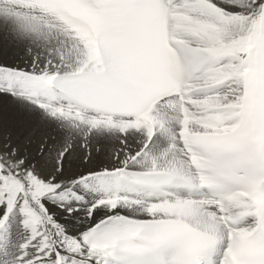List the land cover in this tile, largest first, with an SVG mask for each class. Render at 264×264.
<instances>
[{
    "label": "snow or ice",
    "instance_id": "6c2138e0",
    "mask_svg": "<svg viewBox=\"0 0 264 264\" xmlns=\"http://www.w3.org/2000/svg\"><path fill=\"white\" fill-rule=\"evenodd\" d=\"M0 21L33 43L63 38L43 65L0 64V92L68 132L55 156L48 138L31 157L0 150V233L13 215L30 232L3 264H264V0H0ZM104 132L141 147L64 177L76 136L87 162ZM68 193L87 204L76 235L50 208L79 213Z\"/></svg>",
    "mask_w": 264,
    "mask_h": 264
},
{
    "label": "rangeland",
    "instance_id": "374dc122",
    "mask_svg": "<svg viewBox=\"0 0 264 264\" xmlns=\"http://www.w3.org/2000/svg\"><path fill=\"white\" fill-rule=\"evenodd\" d=\"M57 52L58 47L55 43L52 44L51 37L46 44L33 43L28 39L17 37L8 24L0 21V64L13 68L30 69L34 61L43 65ZM3 78L0 77V80ZM31 105V103H19L14 96L10 94L7 96V93L0 92V116L3 117V131H0L3 137L2 143L13 141L11 144H18L25 139L23 145L19 146L20 155L27 153L31 157L37 152L44 138H48L51 155L55 156L57 151L64 147L68 132L59 121L54 120L37 106ZM115 133L116 135L112 132L93 134L88 138L87 142L92 150V156L87 162L85 161L86 149L81 146L83 139L76 136L73 140V147L65 159L64 172L67 171L70 178H74L90 170L117 166L118 161L114 159L117 153L123 157L125 151L134 153L141 147V141L135 139V135L129 133L128 136H121ZM117 144L123 145L118 146ZM68 200L72 199L68 198Z\"/></svg>",
    "mask_w": 264,
    "mask_h": 264
},
{
    "label": "bare ground",
    "instance_id": "6f19581e",
    "mask_svg": "<svg viewBox=\"0 0 264 264\" xmlns=\"http://www.w3.org/2000/svg\"><path fill=\"white\" fill-rule=\"evenodd\" d=\"M51 42H52V44L53 43L56 44V46L58 47V51L63 47V38L59 35L58 31H54L52 33ZM0 77H4L2 80H0V86H7L9 83H11V81H9L7 79V77H5L3 75H0ZM5 93H7V92H5ZM8 94L9 93H7V96H8ZM15 99L19 103L20 102L25 103V104L29 103L28 101L23 100V99H18L17 97H15ZM31 106H34V105H31ZM112 133H113V135H116L115 132H112ZM130 134L135 135V139H137V140L142 141V139H143V137L141 136L140 133L130 132ZM31 135H32V133H31ZM25 138H27V137H25ZM2 141H3V137L0 135V150H4V145L6 144V141L3 142L5 144H3ZM23 141H25V139L24 140L22 139L18 144H11L13 141H8L7 143L10 144L12 147H17V146H20L23 143ZM122 145H120V146H122ZM166 146H167V141L164 138L157 136L156 138H154L152 150L154 153H159ZM122 154H123V152H122ZM66 176H69V173L67 171L64 172V177H66ZM68 178H70V176ZM75 191L79 195H82L88 204H91L94 201V199L98 198V195L96 193H94L91 189H83L82 187H77V189H75ZM68 198H71V193L67 194V200L65 202L67 203L68 207H80L79 213H73L71 216H68L67 212H66V208L61 209L55 204H51L50 208L54 211V213L56 215V219L59 221V223L64 225V227L66 228V230L70 234L76 235V234L80 233L81 231H83L84 228L86 227L87 223H88L87 217L85 214L86 209H87V204H83V203L78 204L75 199L71 198L72 200L70 201V200H68ZM68 201H70V202H68ZM104 211L105 210H103V209H98L97 214L103 215ZM125 214H128V213L125 212ZM93 218L96 219L97 215H94ZM21 220H22L21 216L13 215L8 221L9 227H8L7 232L0 233V235H2L4 237V242H0V264H3V261L5 260V253H7L8 257H10L14 253H18L20 246L22 244H24L29 239L30 232L27 229H25V227L21 223Z\"/></svg>",
    "mask_w": 264,
    "mask_h": 264
}]
</instances>
